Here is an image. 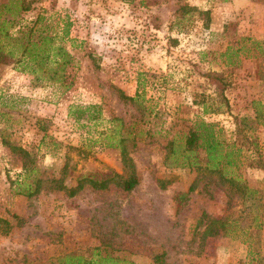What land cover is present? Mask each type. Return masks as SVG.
Instances as JSON below:
<instances>
[{
	"label": "rangeland",
	"instance_id": "374dc122",
	"mask_svg": "<svg viewBox=\"0 0 264 264\" xmlns=\"http://www.w3.org/2000/svg\"><path fill=\"white\" fill-rule=\"evenodd\" d=\"M184 4L197 10L182 13ZM198 10L209 11L207 25ZM45 35L71 55L60 80L37 60L18 62L27 39L42 55ZM222 87L228 107L204 111L202 101L220 105ZM0 99V219L9 223L3 232L0 221V264H85L98 252L119 263L264 264V0H0ZM90 104L99 117L78 118ZM198 119L240 148L232 170L251 199L238 193L227 213L221 188L204 191L207 177L179 198L203 159L182 145ZM121 136L138 176L131 191L49 188L62 175L73 186L122 173ZM12 145L30 152L34 170L24 172ZM36 177L39 192L19 193ZM203 212L235 222L202 238Z\"/></svg>",
	"mask_w": 264,
	"mask_h": 264
},
{
	"label": "trees",
	"instance_id": "16d2710c",
	"mask_svg": "<svg viewBox=\"0 0 264 264\" xmlns=\"http://www.w3.org/2000/svg\"><path fill=\"white\" fill-rule=\"evenodd\" d=\"M4 7L8 9V6L4 4ZM28 5L24 7L26 9ZM182 13H188L190 10H197L194 6L189 5H182L181 7ZM199 14L205 15V25L209 22V11L208 10H198ZM5 36L11 37L9 34L4 33ZM64 35L67 36V27L64 29ZM18 39V38H16ZM42 43H49L48 48L43 50L42 55L33 51L34 46L37 44L36 41H30L27 39L26 43L20 45L22 47L21 59H18V62L25 61V63L30 61H35L41 66H47L48 71H50V76L48 78L54 80H60L62 77V73L64 71L65 66L70 63L71 55L68 50L60 44H56L53 40L51 35H45L41 37ZM45 51V52H44ZM8 54L13 55L12 47L7 50ZM214 78H217L218 74L212 73L210 74ZM224 87L220 89V105L213 107L211 104L207 105L205 101H202L203 110L204 111H211V112H222L223 107H228V101L225 95L223 94ZM118 96L121 100L132 101L134 97L128 96L124 94L121 89H118ZM0 104H3V101L0 99ZM5 106V105H2ZM100 106L97 104H90L86 106H79L78 111V118L81 114L85 113L87 120H95L99 117L100 114ZM0 115L3 113L0 111ZM223 128L220 127L218 124L213 122H207L203 119H198L194 122L193 126L187 131L184 136V141L182 145L184 149L187 151H193L199 149L203 153V159L201 163L194 162L195 169H196V176L194 177L193 181L188 186L187 192L179 195L180 201H184L187 197V194L190 192L195 191L198 188L199 182L203 180V178L207 177V183H204L203 189L204 191L208 190V182L214 184V186L221 188L227 196V207L226 213L229 212L231 207H233V200L236 198L235 195L241 192L244 196L248 199H251L250 194L251 190L248 188L244 183L241 184L240 176L236 173L232 168L237 167V157L240 151L239 147H236L235 143L227 141L223 137ZM241 127H238V131L241 132ZM45 135H43L42 140H44ZM127 137H119L117 141V146L120 149L121 155V162L123 172L118 173L115 171H110L106 174H99V177H96L94 174L87 176L82 175L79 176L76 180V184L73 186H67L62 183V175L59 179H49L47 182H53L54 185H50L49 188L53 190H61L64 191L67 196H74L76 195L81 189L84 188L85 185L89 184L95 189H105L108 187L110 183L120 187L125 191H131L137 184H138V176L136 173V167L132 157L129 155L128 148H127ZM5 144H9L6 141H2ZM135 142H132L134 145ZM9 146V145H8ZM11 149L16 151L20 158L22 159V169L28 171L29 168L32 170L35 167H30L32 164L31 154L29 151L23 149L19 146H11ZM187 156V155H186ZM171 182L170 180L165 179H158V184L161 188L166 187V183ZM43 180L42 178L36 177L33 179L32 183H24L19 191V193L24 194L26 196H32L39 192L41 188L44 186L42 185ZM246 198V199H247ZM17 218V224L23 225L24 219L20 218L16 215H13ZM205 220V228L202 231V238L206 236H217L220 234L219 229L222 226H230L235 222V220L228 221L225 216H220L218 218H209L205 212L202 213L200 216L198 224L202 223ZM6 227H4L3 232H7L9 229V223L5 219H0ZM221 227V228H220ZM98 256V260L89 259L84 260L85 264H135L133 262L126 261L125 263H119L121 260L114 259L109 254L100 255V253H96ZM159 257V256H158ZM78 259H83L82 257H77V264ZM73 264V263H72ZM159 264H164L163 262Z\"/></svg>",
	"mask_w": 264,
	"mask_h": 264
}]
</instances>
